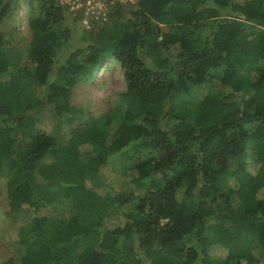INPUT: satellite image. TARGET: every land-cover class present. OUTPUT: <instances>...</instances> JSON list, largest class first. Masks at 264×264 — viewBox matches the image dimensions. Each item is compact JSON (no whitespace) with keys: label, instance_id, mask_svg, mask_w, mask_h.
<instances>
[{"label":"trees","instance_id":"trees-1","mask_svg":"<svg viewBox=\"0 0 264 264\" xmlns=\"http://www.w3.org/2000/svg\"><path fill=\"white\" fill-rule=\"evenodd\" d=\"M26 2L24 63L9 61L0 32V193L30 219L14 239L22 255L0 264H264V0H133L126 12L114 2L112 20L81 27L87 45H66L63 59L68 12ZM102 55L125 89L70 126L72 88ZM43 110L65 139L40 129ZM112 160L133 171L129 190L105 184ZM66 201L70 214H38Z\"/></svg>","mask_w":264,"mask_h":264},{"label":"rangeland","instance_id":"rangeland-1","mask_svg":"<svg viewBox=\"0 0 264 264\" xmlns=\"http://www.w3.org/2000/svg\"><path fill=\"white\" fill-rule=\"evenodd\" d=\"M43 1V0H39ZM133 0H120V7L123 12L131 8ZM107 13L104 19L94 22L88 32L95 34L98 29L112 20L109 11H113L114 5L110 4L105 8ZM29 6L26 0H10L7 13L0 22V32L5 37L4 50L9 61L14 64L24 63L26 60V51L30 39V30L27 23ZM74 13H65L64 26L70 27V38L67 41H62L59 44V57L63 59L70 49H66V45L75 47H84L87 45L89 39L86 37L87 31L83 30L80 22L77 21ZM163 30H166L163 27ZM90 37V36H89ZM83 56V55H82ZM81 56V57H82ZM80 57V58H81ZM249 80L255 77L254 72L245 73ZM81 78V77H80ZM217 88V87H216ZM125 89V83L122 75V68L119 63L109 55H102L95 64V69L92 75L87 79H79L74 85L69 98L70 104L76 109V114L72 119V125H82L85 119L96 117L105 111L112 108L116 102L118 94ZM218 88L213 91L218 95ZM190 110L195 111V102H191ZM37 125L44 132L54 136L57 140L61 141L67 137V126L54 119L53 116L43 110L40 114V119ZM248 160V169L254 170L255 164ZM3 175L8 176L9 173L4 171ZM101 175L104 178L105 184L114 188L115 191H126L131 187L129 181L133 175L130 169L122 170V166L115 161L105 164L101 168ZM90 187L96 190H101L96 181H89ZM130 205H125L123 210L126 211ZM70 214L73 212L70 202H62L61 204H54L53 206H46L38 211V214L54 215L59 211ZM30 219L28 214L14 215L9 212L6 201L0 193V262L6 258L11 257L17 260L23 253L22 249L15 243V235L20 225L26 223ZM106 222L111 225L114 222L112 216L107 217ZM213 253L222 255L219 249H214Z\"/></svg>","mask_w":264,"mask_h":264},{"label":"built area","instance_id":"built-area-1","mask_svg":"<svg viewBox=\"0 0 264 264\" xmlns=\"http://www.w3.org/2000/svg\"><path fill=\"white\" fill-rule=\"evenodd\" d=\"M66 9L68 13L79 15L81 27L89 30L90 26L101 19H104L107 13L105 8L114 2L120 0H52Z\"/></svg>","mask_w":264,"mask_h":264}]
</instances>
